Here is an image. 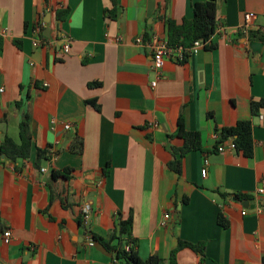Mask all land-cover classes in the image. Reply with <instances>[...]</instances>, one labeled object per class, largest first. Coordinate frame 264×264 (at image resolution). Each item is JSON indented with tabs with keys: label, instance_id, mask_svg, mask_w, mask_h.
Returning <instances> with one entry per match:
<instances>
[{
	"label": "crops",
	"instance_id": "1",
	"mask_svg": "<svg viewBox=\"0 0 264 264\" xmlns=\"http://www.w3.org/2000/svg\"><path fill=\"white\" fill-rule=\"evenodd\" d=\"M200 1L117 0V17L105 19L109 0H0V141L20 144L25 115L33 138L28 159L0 155V264H114L98 242L87 245L86 234L108 238L118 216H132L143 260L156 255L166 264L181 240L203 243L204 251L183 249L177 264H264V212L255 210L264 184V108L251 110L264 99V43L249 39L264 28V0H220L224 34L214 37L216 48L194 49L185 63L166 61L150 86L152 46L165 38L160 11L180 23ZM57 8L69 9L65 21L55 19ZM247 13L255 19L244 34ZM41 20L46 41L35 32ZM181 114L185 128L201 134L204 151L189 153L178 175L168 167L169 147L181 141L168 136ZM240 121L251 123L252 155L219 153V131ZM77 137L80 154L70 151ZM36 149L50 151L39 169ZM64 168L72 169L67 185L51 176ZM84 204L92 214L80 226ZM165 213L171 218L162 226Z\"/></svg>",
	"mask_w": 264,
	"mask_h": 264
},
{
	"label": "trees",
	"instance_id": "2",
	"mask_svg": "<svg viewBox=\"0 0 264 264\" xmlns=\"http://www.w3.org/2000/svg\"><path fill=\"white\" fill-rule=\"evenodd\" d=\"M111 9L104 10L105 19H115L117 17V0H109ZM220 0H202L200 2L192 3L193 17L191 19H183L180 23H176L170 17L161 12L158 15V20L163 23L165 27V41L168 48L179 49L182 51L183 59L178 63H185L194 42L201 41L203 48L206 50H213L216 48V42L213 40L216 36V15L217 4ZM48 3V0H45ZM160 9V8H159ZM55 14V19L59 22L66 20L69 14V9H51ZM43 21L36 23V26L41 25ZM39 37L43 41L47 38L44 36V27L39 32ZM250 41H259L264 43V29H258L256 31H250ZM18 44V42H16ZM3 42L0 39V52L2 51ZM87 104L93 106L96 110H99V105L95 101H88ZM17 107H20L19 103H16ZM264 108V99L255 102H251V110L253 114H256L259 109ZM19 136L20 144H16L11 138L4 136L0 141V155H3L9 161L26 160L30 157L31 149L33 146V138L30 132V122L27 115L22 117L19 124ZM169 139L176 138L181 141L179 147H169L171 154V161L168 163V167L180 175L182 172L183 160L191 152L204 151L203 140L199 132L188 131L185 128V122L183 115L181 114L177 120L176 130L172 135L168 136ZM231 139L235 146L236 151L241 152L246 157H250L253 151V138H252V126L248 121H240L234 127L222 128L219 131V141L216 145L221 144L225 140ZM70 151L73 153H82L83 140L80 137L74 139L70 146ZM50 151L46 149H36L35 153V166L40 168V163L43 160L50 159ZM72 169L64 168L62 170L53 169L51 171L52 179L67 185L71 179ZM65 192V196H66ZM238 201H243L247 196L241 194L233 195ZM68 206V204H67ZM63 207H66L64 205ZM77 222L80 226H83V215L80 213L77 218ZM218 224L227 228L228 224L221 214L217 219ZM133 230V218L129 216L126 220L117 217L115 223V230L108 238H102L96 234H91V238L98 242L106 251L112 254L114 264L120 262L121 264H165L164 260L160 257L153 255L143 260L136 252V239L132 236ZM131 245L129 250H126V246ZM190 249L198 254H203L204 244H192L189 242L178 240L176 247L170 252L169 258L166 264H177V254L183 249Z\"/></svg>",
	"mask_w": 264,
	"mask_h": 264
},
{
	"label": "built area",
	"instance_id": "3",
	"mask_svg": "<svg viewBox=\"0 0 264 264\" xmlns=\"http://www.w3.org/2000/svg\"><path fill=\"white\" fill-rule=\"evenodd\" d=\"M255 19V15L253 13H247L244 15V23L241 25V28L243 30L244 34H247L249 29H250V25L252 20ZM45 26V22L43 21L41 23V25L36 26L35 28V32L39 34V32L41 31V28ZM264 29V28H263ZM224 26L219 23L218 21L216 22V27H215V34L216 35H220V34H224ZM2 32H5V30H2ZM137 44H142L143 39L142 37H138L136 39ZM36 46V44H35ZM69 39L64 37L62 39V44H61V52L63 54H67L69 52ZM203 44L201 41H196L194 42L193 46H192V50L197 49V48H202ZM152 54H153V71L155 73V79L153 81H151L150 86L151 88H155L157 81L160 79L161 77V68L163 67L164 63L166 61H172L175 63H178L180 61H182L183 56H182V51L179 49H172V48H168L167 47V43L165 41V39H158L152 46ZM44 86H47V84H45ZM260 119H262V117H259ZM71 127L70 124H65L64 125V129L65 130H69ZM230 149V150H236V146L234 144V142L231 140V142L225 146L224 144H219L217 146V151L219 153H222L223 151H225L226 149ZM205 164H207V161H205ZM41 171H45V169H41ZM257 200H258V205H256L255 210L258 212H264V184L259 185L255 191ZM81 214L83 215V225L87 224V222L89 221L91 214H92V209L88 204H84L81 207ZM242 215H246V211L242 212ZM171 218V215L169 213H165L163 215V219L161 221V225L162 226H166L167 222L169 221V219ZM10 240V233L9 231H5L2 236H1V242L3 244H8ZM86 241H87V245L89 247H93L95 244V241L91 238L90 234H86ZM131 245L126 246V250H129ZM115 264H121L120 262H116Z\"/></svg>",
	"mask_w": 264,
	"mask_h": 264
},
{
	"label": "water",
	"instance_id": "4",
	"mask_svg": "<svg viewBox=\"0 0 264 264\" xmlns=\"http://www.w3.org/2000/svg\"><path fill=\"white\" fill-rule=\"evenodd\" d=\"M46 17H47V19L45 20V22L48 23L49 22V14ZM44 36L49 37V29L48 28L44 30ZM257 45H259V43H257V42L251 43L252 48H254Z\"/></svg>",
	"mask_w": 264,
	"mask_h": 264
}]
</instances>
